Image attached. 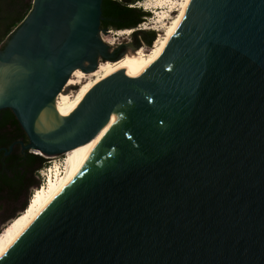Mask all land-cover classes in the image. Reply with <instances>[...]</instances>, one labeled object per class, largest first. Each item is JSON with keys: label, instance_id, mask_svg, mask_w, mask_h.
<instances>
[{"label": "water", "instance_id": "1", "mask_svg": "<svg viewBox=\"0 0 264 264\" xmlns=\"http://www.w3.org/2000/svg\"><path fill=\"white\" fill-rule=\"evenodd\" d=\"M102 5L34 0L0 45L22 152L87 142L0 264H264V0H195L145 70L105 79L45 140L35 116L107 57Z\"/></svg>", "mask_w": 264, "mask_h": 264}, {"label": "bare ground", "instance_id": "2", "mask_svg": "<svg viewBox=\"0 0 264 264\" xmlns=\"http://www.w3.org/2000/svg\"><path fill=\"white\" fill-rule=\"evenodd\" d=\"M194 1L195 0H183L177 4L174 0H154L156 7L168 4L172 5V12L176 9L177 5L179 6L178 17L174 20L172 25L169 27L166 26V34L163 38H160L157 41L154 52L147 56L128 50L124 60L114 64L105 63L100 65L96 72L89 75L92 76L89 86L87 85L82 92L83 94L73 102L69 94L66 93L67 88L69 86L81 84L83 79L88 76L84 71L76 69L65 89L51 104L44 107L35 116L34 128L37 134L45 140L50 139L51 136L57 134L64 121L78 108L81 102L92 95L100 87L105 79L112 76L135 75L145 70L166 45L175 28ZM127 34H132V31H128ZM9 66L12 65H6L2 68L0 67V97H7L10 95V90L8 89L9 74L7 73V68H9ZM100 72L102 74H100ZM72 78H77L78 80L73 81ZM86 144L87 142L68 152L66 157L68 172L66 176L58 182L50 175L48 179L49 186L47 185L48 188H45L43 185L39 191H36V194L32 198L25 214L4 230L2 240L0 241V261L13 249L31 227L40 220L55 201L79 176L84 162Z\"/></svg>", "mask_w": 264, "mask_h": 264}, {"label": "trees", "instance_id": "3", "mask_svg": "<svg viewBox=\"0 0 264 264\" xmlns=\"http://www.w3.org/2000/svg\"><path fill=\"white\" fill-rule=\"evenodd\" d=\"M143 1L146 0H103L102 29L138 28L150 17V12L136 6ZM32 7L31 0H0V45L25 20ZM140 34L149 46L157 37L153 31ZM21 140L28 142L14 113L10 109L0 111V210L1 221L7 224L5 229L29 208L36 191L42 186L40 172L48 164V159L40 155L23 153L20 144L6 156V150Z\"/></svg>", "mask_w": 264, "mask_h": 264}, {"label": "rangeland", "instance_id": "4", "mask_svg": "<svg viewBox=\"0 0 264 264\" xmlns=\"http://www.w3.org/2000/svg\"><path fill=\"white\" fill-rule=\"evenodd\" d=\"M183 0H174L175 3L179 4ZM139 3H137L138 5ZM155 6V7H154ZM144 10L150 12V17L144 22L142 25H140L136 29L132 30H125V31H116V30H107L104 32L101 37L103 39V42L108 46V51H114L116 48H119L120 51H124V53H128V50L135 51L138 54L142 55H150L154 52L155 47L157 45V41L160 38H163L166 34L167 27L172 25L174 20L178 17L179 15V6L177 5L176 9L172 12V5H162L161 7H156V4L154 3V0H146L143 2H140L139 6ZM167 26V27H166ZM132 31V34L128 35L127 32ZM148 31H153L156 32L157 37L152 43V45H147L144 40L142 32H148ZM135 33H139L135 37ZM126 57L122 53V55L115 59V60H110L108 58L102 59L99 62V67L100 65H103L105 63H117L122 60H124ZM92 71V72H85L88 74V76L83 79L82 83L79 85H73L69 86L67 88L66 93L69 94L71 97V100L74 102L76 101L83 93V90L87 85L89 86V83L91 82L92 76L91 73H94L98 70ZM100 74H102L100 72ZM73 81H77V78H72ZM83 87V88H82ZM68 154V153H67ZM66 155H63L61 157L57 158H52L48 159V164L46 168H44L40 172V179L42 181V185H44L45 188H48L49 186V176L51 175L52 178H54L55 181H61L62 178H64L68 172V167L66 163ZM48 185V186H47ZM42 188V186H41ZM40 188V189H41ZM36 189L34 190V192ZM1 216H2V211L0 210V241L2 240V236L4 234L5 226L7 224H4L1 221ZM4 228V229H3ZM3 232V233H2Z\"/></svg>", "mask_w": 264, "mask_h": 264}, {"label": "flooded vegetation", "instance_id": "5", "mask_svg": "<svg viewBox=\"0 0 264 264\" xmlns=\"http://www.w3.org/2000/svg\"><path fill=\"white\" fill-rule=\"evenodd\" d=\"M32 1V4H33V2H34V0H31ZM102 28V27H101ZM113 30H116V31H125V29L123 30V29H113ZM105 31H107V30H105ZM103 33H101V35H102ZM139 34V33H138ZM138 34H135V37L138 35ZM122 53L124 54V51H120V49L119 48H116V50H114V51H107V54H106V58H108V59H110V60H115V59H117V58H119L121 55H122ZM106 58H99L98 59V63L100 62V60H102V59H106ZM18 142L19 141H17V142H14L13 144H18ZM12 144V145H13ZM16 144V145H17ZM15 145V146H16ZM15 148V147H14ZM14 150V149H13ZM11 154V153H10ZM9 154V155H10ZM6 156H8V155H6Z\"/></svg>", "mask_w": 264, "mask_h": 264}, {"label": "built area", "instance_id": "6", "mask_svg": "<svg viewBox=\"0 0 264 264\" xmlns=\"http://www.w3.org/2000/svg\"><path fill=\"white\" fill-rule=\"evenodd\" d=\"M140 4V3H139ZM139 4L138 5H136V6H139ZM43 186V185H42Z\"/></svg>", "mask_w": 264, "mask_h": 264}]
</instances>
